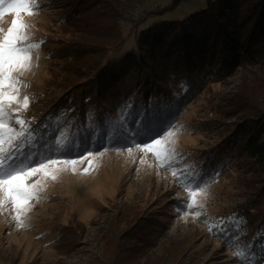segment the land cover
Returning a JSON list of instances; mask_svg holds the SVG:
<instances>
[{
	"label": "rangeland",
	"instance_id": "obj_1",
	"mask_svg": "<svg viewBox=\"0 0 264 264\" xmlns=\"http://www.w3.org/2000/svg\"><path fill=\"white\" fill-rule=\"evenodd\" d=\"M77 1L28 0L26 10L9 8L10 0L0 5V43L8 38L13 20L18 24L12 35L23 41L18 45L23 49L20 62L0 68V177L17 174L12 170L26 165L19 175L31 194L18 203L16 194L0 184V264H246L239 259L244 241L233 237L227 226L243 200L238 181L251 175L238 169L237 155L221 162L215 148L220 145V125L234 118L200 110L210 93L233 91L239 74L179 98L176 114L154 136L128 133L123 117L114 113L106 123L93 117L87 124L89 114L73 128V115L66 121L53 117L48 123L52 125L43 127L46 116H33L41 109L38 101L51 77L47 50L64 29L58 20L79 17L93 24L92 16L100 22L97 7ZM169 2L153 0L147 8L155 10ZM198 3L186 1L164 17H179ZM60 63L53 61V75ZM164 86L169 91L159 94L130 86L137 94L129 92L126 97L139 105V92L148 93V107L139 113L149 116L158 112L154 102L169 92L173 97L171 83ZM68 95L57 100L60 110L64 111ZM60 120L65 126H58ZM97 123L105 135L93 134ZM75 127L94 143L79 152L74 148L72 156L63 155L65 148L56 147L55 141L57 146L65 143ZM30 128L55 135L46 156L42 147L29 150V143L24 145L27 138L20 139ZM46 133L38 135L43 138ZM31 168L37 172L30 173Z\"/></svg>",
	"mask_w": 264,
	"mask_h": 264
},
{
	"label": "trees",
	"instance_id": "obj_2",
	"mask_svg": "<svg viewBox=\"0 0 264 264\" xmlns=\"http://www.w3.org/2000/svg\"><path fill=\"white\" fill-rule=\"evenodd\" d=\"M81 1L89 8L97 7L100 22L92 16L93 24L79 17L58 20L64 29L46 53L51 77L39 98L41 109L34 112L35 119L46 116L43 127L52 125L48 123L53 117L66 121L73 115V128L89 114L87 124L93 117L109 121L107 117L114 113L123 117L128 133L138 138L154 136L176 114L179 98L239 74L233 91L210 93L200 110L234 118L220 125V145L215 148L220 150L221 162L237 155L238 169L251 177L238 181L243 200L231 213L227 228L233 237L244 241L239 259L259 264L264 259V0H199L197 7L179 17L164 15L189 0H170L155 10L147 8L153 0H79L78 5ZM91 26L94 31L87 30ZM65 34L70 39L64 38ZM53 61H61L55 75ZM168 83L174 88L173 97L169 92L167 98L154 102L158 112L149 116L139 113L148 107V93L139 92L144 103L139 105L126 97L129 92L136 93L130 86L159 94L169 91L164 86ZM61 95H68L64 111L57 101ZM58 126L65 125L60 120ZM100 127L97 123L98 131L93 134L105 135L106 130ZM44 131L48 134L42 138L38 134ZM24 133L27 137L20 139L31 136L24 143H29V150L42 147L45 156L51 151L55 141L51 131L35 128ZM82 133L75 127L65 143L58 140L55 146L65 148L63 155L72 156L74 148L79 152L94 143ZM16 155L17 150L11 156Z\"/></svg>",
	"mask_w": 264,
	"mask_h": 264
},
{
	"label": "snow or ice",
	"instance_id": "obj_3",
	"mask_svg": "<svg viewBox=\"0 0 264 264\" xmlns=\"http://www.w3.org/2000/svg\"><path fill=\"white\" fill-rule=\"evenodd\" d=\"M4 3V0H0V5ZM9 8L15 10H26L28 8V0H10ZM18 24L17 20H13L12 27L8 29V38L4 41V43H0V68L11 67L14 62L19 63L20 58L18 57V53L23 51V49L19 48L18 45L23 41L20 40L19 37H13V31L16 29ZM23 59H27L25 56ZM160 141H154V144H159ZM153 145H147V147H152ZM22 147V145L20 146ZM27 167L26 165L21 166L20 169H13L12 172L17 174L8 173L4 177H0V184L7 185L9 187L10 192H14L16 194V199L18 203H24L27 199L30 198L31 194L26 190L23 183V176L19 175L20 171H23V168ZM29 172L35 174L37 172L36 168L29 169Z\"/></svg>",
	"mask_w": 264,
	"mask_h": 264
}]
</instances>
